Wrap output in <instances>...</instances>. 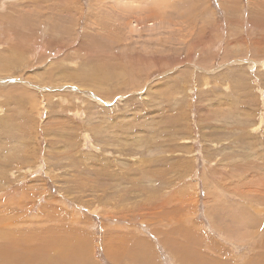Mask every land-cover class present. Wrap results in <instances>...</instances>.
Here are the masks:
<instances>
[{
  "label": "rangeland",
  "instance_id": "rangeland-1",
  "mask_svg": "<svg viewBox=\"0 0 264 264\" xmlns=\"http://www.w3.org/2000/svg\"><path fill=\"white\" fill-rule=\"evenodd\" d=\"M50 236L264 261V0H0V264Z\"/></svg>",
  "mask_w": 264,
  "mask_h": 264
},
{
  "label": "bare ground",
  "instance_id": "bare-ground-1",
  "mask_svg": "<svg viewBox=\"0 0 264 264\" xmlns=\"http://www.w3.org/2000/svg\"><path fill=\"white\" fill-rule=\"evenodd\" d=\"M23 2V1H22ZM28 2V1H27ZM29 4V3H28ZM27 5V4H26ZM57 232V231H56ZM55 232V233H56ZM60 232V231H59ZM63 232V231H62ZM65 233V232H64ZM59 234V233H58ZM55 235V234H54ZM73 235V234H72ZM56 236H57V238H58V235L56 234ZM62 236H64V238L62 237L61 239H65V240H67V238L65 237V235H63L62 234ZM67 236V235H66ZM68 237V236H67ZM72 237V236H71ZM47 238H49V237H47ZM54 238V237H53ZM52 236H50V238H49V240L47 241L46 240V243L44 244L45 245V249H46V251H45V253H38L37 255L35 254V253H33V255L34 256H31L32 254H27V253H24V252H21V253H24V255H21V256H23L24 258H22V259H24L23 260V264H36V263H41V264H71L70 263V255H66V254H68L69 253V251H68V253L66 252V254H64V252L60 249V247H62L63 248V246H60L61 244L60 243H57V244H60L59 246L58 245H56V241L58 242V240L56 239V241L55 242H53L52 241ZM56 238V237H55ZM55 238H54V240H55ZM73 238V237H72ZM72 238H71V240H72ZM35 239V238H34ZM51 239V240H50ZM59 239V238H58ZM59 240V242H62V240ZM44 239H42V241H43ZM71 240L70 241H67L68 242V245H69V243L70 244H72L71 243ZM75 240H76V238H75ZM41 241V242H42ZM64 241V240H63ZM74 241V240H73ZM77 241V240H76ZM38 242V241H37ZM44 242V241H43ZM65 243H66V241H64ZM64 242L62 243V245H64L65 246V244H64ZM12 243V242H11ZM30 243V242H29ZM32 243H34V242H32ZM78 243V242H77ZM24 244V243H23ZM23 244H22V249L24 250V247L25 246H23ZM37 244V243H36ZM74 244V243H73ZM24 245H26V244H24ZM29 245V244H28ZM32 245H34V244H32ZM40 245V244H39ZM68 245H66L65 247H67ZM75 245H76V243H75ZM74 245V246H75ZM79 245V244H78ZM39 247H41V248H39ZM39 247H37V248H39V249H42L43 250V248L44 247H42V246H39ZM69 247H70V245H69ZM9 248L13 251L11 254H13L14 252H15V249H16V247L15 246H13V247H10L9 246ZM34 248V247H33ZM33 248H31V250L33 249ZM71 248V247H70ZM77 248V246H75V249ZM78 248L80 249V248H82V247H79L78 246ZM77 248V249H78ZM28 249H29V247H28ZM39 249H36V251L38 250L39 251ZM60 249V250H59ZM67 249V248H66ZM65 249V250H66ZM78 249V250H79ZM22 250V251H23ZM30 250V249H29ZM68 250H69V248H68ZM81 250V249H80ZM24 251H26V249L24 250ZM34 251V250H33ZM54 251H57V254H58V252H59V254H58V256H56L57 258L55 259V260H53L52 259V255L51 254H54ZM0 252H1V249H0ZM30 252H32V251H30ZM74 252V251H73ZM77 253H78V251H76ZM4 253V252H3ZM2 253V254H3ZM18 253H20V252H18ZM15 254V253H14ZM56 254V255H57ZM71 254H72V251H71ZM4 255V254H3ZM6 255V254H5ZM16 255V254H15ZM19 255V254H18ZM50 255V256H49ZM137 255V254H136ZM17 256V255H16ZM15 256V257H16ZM55 255H53V257H54ZM13 257H14V255H13ZM18 258H19V256H17ZM65 257H66V261H65ZM7 258V257H6ZM5 258V259H6ZM18 258H13L15 261H17L16 259H18ZM75 258H77V257H75ZM129 258H131V257H129ZM264 258V257H263ZM10 259V258H9ZM13 259H12V261H13ZM133 259V258H132ZM135 259V258H134ZM8 260V259H7ZM6 260V261H7ZM19 260H20V258H19ZM77 260H78V258H77ZM76 260V261H77ZM121 260V259H120ZM127 260V259H126ZM139 259H137V261H138ZM144 260V259H143ZM257 260V259H256ZM262 260V259H261ZM5 261V260H4ZM5 261V262H6ZM10 261V260H9ZM20 261H22V260H20ZM75 261V262H76ZM258 261L259 262H261L259 259H258ZM258 261H255V262H258ZM8 262V261H7ZM6 262V263H7ZM19 262V261H18ZM136 262V261H135ZM139 262V261H138ZM141 262V261H140ZM143 262V261H142ZM145 262V261H144ZM143 262V263H144ZM259 262H258V264H259ZM4 263V262H3ZM9 263V262H8ZM11 263V262H10ZM13 263V262H12ZM250 263V262H249ZM254 263V262H253ZM5 264V263H4ZM18 264V263H17ZM20 264V263H19ZM22 264V263H21ZM248 264V263H247ZM252 264V263H251ZM260 264H264V261H262V263H260Z\"/></svg>",
  "mask_w": 264,
  "mask_h": 264
}]
</instances>
